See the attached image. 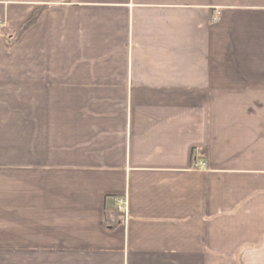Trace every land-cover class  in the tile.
I'll list each match as a JSON object with an SVG mask.
<instances>
[{
	"label": "crops",
	"instance_id": "1",
	"mask_svg": "<svg viewBox=\"0 0 264 264\" xmlns=\"http://www.w3.org/2000/svg\"><path fill=\"white\" fill-rule=\"evenodd\" d=\"M0 264H264V0H0Z\"/></svg>",
	"mask_w": 264,
	"mask_h": 264
},
{
	"label": "trees",
	"instance_id": "2",
	"mask_svg": "<svg viewBox=\"0 0 264 264\" xmlns=\"http://www.w3.org/2000/svg\"><path fill=\"white\" fill-rule=\"evenodd\" d=\"M34 19V18H33ZM32 19V20H33ZM204 150L201 152V154L203 155L204 154ZM116 213L114 212V211H109V212H107L106 213V221L108 220V219H112V221L110 222V224H115V222H116V220H115V217H116V215H115Z\"/></svg>",
	"mask_w": 264,
	"mask_h": 264
},
{
	"label": "built area",
	"instance_id": "3",
	"mask_svg": "<svg viewBox=\"0 0 264 264\" xmlns=\"http://www.w3.org/2000/svg\"><path fill=\"white\" fill-rule=\"evenodd\" d=\"M117 209L119 210V211H124V202H123V200H118V202H117ZM120 207V208H119Z\"/></svg>",
	"mask_w": 264,
	"mask_h": 264
}]
</instances>
